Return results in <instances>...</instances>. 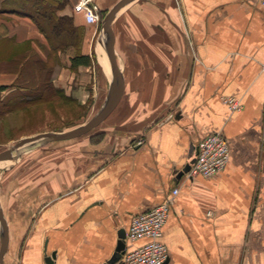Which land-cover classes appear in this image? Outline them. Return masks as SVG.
<instances>
[{
	"label": "crops",
	"instance_id": "1",
	"mask_svg": "<svg viewBox=\"0 0 264 264\" xmlns=\"http://www.w3.org/2000/svg\"><path fill=\"white\" fill-rule=\"evenodd\" d=\"M67 1L57 16L71 24L58 28L59 21L39 24L20 14L18 0H0V132L33 109L73 103L99 112L110 87L105 51V66L100 61L102 26L131 1L105 37L123 79L110 128L122 134L103 132L107 146L78 144L69 164L62 147L41 153L44 146L0 162L3 264H47L53 253L55 264H110L120 233L128 235L132 219L174 189L179 194L162 239L167 264H264L261 0H183V22L179 0H93L96 26L75 11L80 0ZM78 56L91 65L74 66ZM227 97L240 101L242 111L232 113ZM217 132L230 145L227 167L213 178L180 176L199 143ZM68 168L74 185L68 186ZM30 224L20 251L22 227ZM3 231L0 221V251Z\"/></svg>",
	"mask_w": 264,
	"mask_h": 264
},
{
	"label": "built area",
	"instance_id": "2",
	"mask_svg": "<svg viewBox=\"0 0 264 264\" xmlns=\"http://www.w3.org/2000/svg\"><path fill=\"white\" fill-rule=\"evenodd\" d=\"M261 5L264 7V0H261ZM75 11L82 13L89 25L96 26L100 22L99 8L93 0H80L75 6ZM224 102L232 113L243 109L240 101L234 97H227ZM230 152V145L222 133L210 134L197 146L195 162L188 172V177H215L227 167ZM178 194L179 189H174L164 203L132 219L127 235V249L119 264H164L168 261L169 250L162 241L163 232L173 201ZM144 239L146 243L135 246L137 241Z\"/></svg>",
	"mask_w": 264,
	"mask_h": 264
},
{
	"label": "rangeland",
	"instance_id": "3",
	"mask_svg": "<svg viewBox=\"0 0 264 264\" xmlns=\"http://www.w3.org/2000/svg\"><path fill=\"white\" fill-rule=\"evenodd\" d=\"M179 17L181 21L186 19L183 0H179ZM101 57L102 58L100 61L102 65L105 66V64L102 61L104 54L101 53ZM44 108L33 109L27 113L20 114V116L18 117L19 120L17 123V127L12 128V130L9 131L8 133H6L5 131L0 132L3 134V135H0V153L13 150L24 138H26L24 136H28V135L35 136V135L47 133V132L65 133V132L74 130L78 128L79 126L86 124L93 117H95V115L98 113L96 111H92L91 109L92 106H80V105L73 104V103L72 104L67 103L65 106H60V107L53 106V107H44ZM47 109H50V111H46ZM116 115H117V112L115 114L113 113L100 127L94 129L92 132L84 135L81 138H76L74 140L65 141V142H53V141L47 142L40 151L41 153L43 152L53 153L54 150L59 151V148L62 147V149L67 151L66 157H67V162L69 164L70 161H74L75 158L78 157L75 154L76 153L75 151L78 148V144L85 146L84 145L85 142L90 141V144L92 146H107V143L105 140L106 133H103V132L110 129V131L108 132H112L116 135L122 134V133H119V131L117 130L112 131L111 129H114V127L110 128L111 124L116 120ZM119 128H122L121 130L125 129L124 127H121V126ZM125 130H128V129H125ZM103 159L105 162L99 169L104 168L106 166L105 165L106 156H104ZM69 168H68V186L70 184L74 185V183L76 182V178H77L76 175L74 176L75 173L73 171H70L71 169L69 170ZM91 178H92V175H89L87 176L86 180L87 179L89 180ZM78 181H80V179ZM2 183L4 184V181ZM33 227H34L33 224L24 225L22 227V229H24V236H23V239L20 241L22 242L21 243L22 249L20 251L24 250L26 243L28 241V238L33 232Z\"/></svg>",
	"mask_w": 264,
	"mask_h": 264
},
{
	"label": "water",
	"instance_id": "4",
	"mask_svg": "<svg viewBox=\"0 0 264 264\" xmlns=\"http://www.w3.org/2000/svg\"><path fill=\"white\" fill-rule=\"evenodd\" d=\"M131 2V1H129ZM128 2V3H129ZM126 3L124 6L120 7L116 10L110 17H108L102 26L101 31V45L104 51L107 54L109 70H110V87L108 91V96L104 103L102 109L86 124L82 125L79 128L71 130L65 133H46L39 135L37 137H33L31 139L24 140L20 142L13 150L5 151L0 153V162L4 161H12L17 159L19 156L24 155L28 152L34 151L42 146H44L47 142H56V141H70L74 140L78 137L86 135L90 133L92 130L96 129L100 124H102L112 113L116 105L118 104L123 90V79L121 72L118 68V64L116 61V57L114 54V50L112 45L106 39V34L111 28L112 24L115 22L121 10L128 4ZM195 159H192L188 166L182 171L181 175L188 174L192 164H194ZM0 221L3 226V239H2V248L0 251V264H3L4 257L6 255L8 249V237H7V224L3 215V212L0 208ZM120 241L118 243V247L116 249V254L110 261V264H119L122 256L124 255L127 249V235L125 231L120 233L119 237ZM56 254L53 253L50 257L46 259L47 264H55ZM168 262V261H167ZM165 262L164 264H167Z\"/></svg>",
	"mask_w": 264,
	"mask_h": 264
},
{
	"label": "trees",
	"instance_id": "5",
	"mask_svg": "<svg viewBox=\"0 0 264 264\" xmlns=\"http://www.w3.org/2000/svg\"><path fill=\"white\" fill-rule=\"evenodd\" d=\"M68 3L67 0H18V12L20 14L28 15L34 20H36L39 24L46 20L52 25H55L57 21L58 27L60 25H66L70 27L71 21L69 18H59L58 20V11L62 10L66 4ZM74 66H89L91 65V58L86 56H78L74 60Z\"/></svg>",
	"mask_w": 264,
	"mask_h": 264
},
{
	"label": "bare ground",
	"instance_id": "6",
	"mask_svg": "<svg viewBox=\"0 0 264 264\" xmlns=\"http://www.w3.org/2000/svg\"><path fill=\"white\" fill-rule=\"evenodd\" d=\"M100 49H101V51L103 52V54H104V50L102 49V47H100ZM99 49V50H100ZM105 55V54H104ZM106 57V56H105ZM103 61V63H104V60H102ZM106 63L108 64V61H107V59H106ZM108 66H109V64H108ZM45 109V108H44ZM24 155H21V156H19L17 159H15V160H12V161H18V160H20L22 157H23ZM11 161V162H12Z\"/></svg>",
	"mask_w": 264,
	"mask_h": 264
}]
</instances>
